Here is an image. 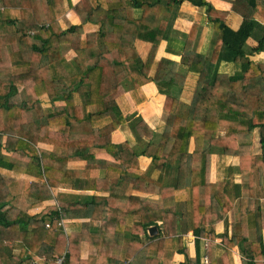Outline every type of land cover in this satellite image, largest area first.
I'll return each instance as SVG.
<instances>
[{"label": "trees", "instance_id": "1", "mask_svg": "<svg viewBox=\"0 0 264 264\" xmlns=\"http://www.w3.org/2000/svg\"><path fill=\"white\" fill-rule=\"evenodd\" d=\"M184 2L205 8L216 30L213 46L207 53L193 47L180 60L157 58ZM229 2L243 16L237 29L226 22L228 10L210 0H80L73 6L80 21L67 27L58 22L66 11L61 0L55 15L42 19L0 0V231L19 228L22 234L34 224L39 236L49 224L46 232L56 239L43 243L40 253L22 245L32 259L44 258L41 264L63 254L66 264H174L176 254L183 255L178 264H206L205 257L207 264H237L234 247L241 264H264V65L251 58L264 51V26L256 17L264 14V3ZM250 39L256 42L247 48ZM222 62L233 63L235 71H220ZM149 83L164 96L161 129L137 110L129 112L124 95L138 105ZM126 123L134 144L97 141ZM255 129L260 152L253 150ZM100 149L119 162L98 159ZM141 156L151 158L145 170ZM213 156L222 163L212 181ZM73 161H85L84 168L69 167ZM236 171L247 196L236 194ZM111 179L126 182L130 191L83 203L102 204L103 215H110L81 257L84 235L61 222L72 215L67 204L80 203L62 198L60 188L109 190ZM135 192L161 200H142ZM23 193L34 200L28 204L58 205L21 218L22 209L9 206L27 204ZM229 213L232 223L218 233ZM151 225L158 227L153 236Z\"/></svg>", "mask_w": 264, "mask_h": 264}, {"label": "crops", "instance_id": "2", "mask_svg": "<svg viewBox=\"0 0 264 264\" xmlns=\"http://www.w3.org/2000/svg\"><path fill=\"white\" fill-rule=\"evenodd\" d=\"M15 1L16 5H18L19 10L21 9H31L33 11V15L36 18H44L46 16L55 15V12L57 9L61 8L60 0H13ZM63 1V7L66 8V11L64 14L59 17L58 22L59 25L62 27H67L69 23H77L79 22L78 13L75 11L73 6H76L79 4L80 0H70L72 2V6H68L69 0H61ZM213 5H215L218 8L221 9H227L228 14L226 16V22L229 26L237 29L241 26L243 22V16L232 10V4L229 2V0H210ZM225 1V2H223ZM264 3V0H260ZM257 20L264 26V14H257ZM200 27L201 31L197 27ZM213 29H211V27ZM194 27V30L192 35L189 37L192 28ZM182 30L184 34L183 40L174 41L173 39L169 38L167 40H162L158 50H157V58H169L174 60H180L182 54L187 52V50H190V47H196L201 52L207 53L211 47L213 46V40L216 37V30L214 27V24L208 19V16L205 12V8H199L194 5H192L189 2H184L179 9V16L174 22L173 30ZM173 30L171 32L170 37L173 36ZM256 41L254 39H251V44L253 45ZM191 46L189 47V45ZM144 46V45H143ZM188 50V51H189ZM159 54H162V56H159ZM252 59L259 62L260 65H264V51L260 53H256L251 56ZM220 71L226 72V73H233L235 71V65L234 68H230L226 63L220 64ZM255 79L256 83L259 78H253ZM151 88L153 91V95H157L158 98L155 99L156 106L158 111H161L157 114H155L152 118L153 119H147V117L144 116V114L141 111V105L145 102H142L138 105H135V102L131 98V94L129 92H124L125 97L127 98L130 106L129 112L132 111H138L139 114H143L142 116L145 118L146 122L154 129H161L163 125L165 124L166 119V113L163 108L164 104V98H161L159 96V92L154 84L149 83L143 86V90L146 94V101L149 100L147 89ZM121 95V94H120ZM156 96V97H157ZM106 139H109L110 141L114 143H123L128 142L129 144H134L135 137L134 134L129 126L128 123L120 125L113 133H111L109 136L103 138H98L97 141L100 143H104ZM260 144V141H258ZM48 147V146H47ZM96 157L98 159H103L108 162H115L118 163L119 160L116 159L111 153L105 151L104 149H100L96 151ZM151 162V158L147 156H141L139 158L140 166L143 170H145ZM85 165V161H73L69 163V167L75 168V169H83ZM106 170L102 169L100 170V177L104 178L106 176ZM235 186L236 187V194L238 196H245V191H247L246 185L243 184L240 181V174L236 171L235 172ZM237 176V178H236ZM25 177V176H23ZM26 178V177H25ZM216 176L211 173V179L212 181L215 180ZM237 179L239 181H237ZM111 188L109 190H101V191H95V190H71V189H65L60 188V196L62 198L71 199L72 201L79 202L80 204H67V208L71 210L72 215L68 219H63L61 222L63 224H70V227L68 230H71L75 234L84 235V239L81 243V257L86 258L88 256V252L90 247L94 246L93 242L96 241V238L94 237V231H98L99 234L101 233V226L109 224L108 218L110 214H104L101 211L104 206L102 204H83L84 202L87 203L94 195L97 197H103L108 196L110 193H124L129 192L130 188L129 185L124 183L117 182L116 179H111L110 181ZM24 192V191H23ZM136 196H140L142 200L155 202L160 201L161 199L159 196H153L152 194L148 193H142L138 194L135 192ZM24 199L27 204H11L9 207H17L19 209H22V216L24 214L34 215L39 212H42L47 208V206L51 205H58V204H28L30 202H33L34 200L28 196L27 193H23ZM264 202V198H263ZM264 208V204H261ZM108 208V206H107ZM216 211V209H214ZM26 211V213H25ZM245 215V213L243 214ZM237 218L239 217V214H234ZM233 216L231 213H229V220H223L221 221L217 226L218 233H222L226 230V222L228 224H231L233 221ZM121 222H119L120 224ZM159 224L162 222L159 221ZM131 225L132 222H129ZM153 226V225H151ZM150 226V227H151ZM156 226V225H155ZM50 225L46 224V226L40 231V235L37 236L35 233H33L36 229V226L34 224H30L28 229L23 231L22 234L19 233V228H9V227H2L0 231V264H27L26 260H29V262L33 261V264H41L44 263V258L42 259L40 256H38L35 259L33 258V254L30 252L27 248V245H31L33 252L38 254L40 253L45 247L43 246L47 243H52L53 240L56 239L55 236L48 234L46 231L47 229H50ZM67 232V229L65 230ZM148 233L149 228H148ZM157 233H158V227H157ZM155 233V234H157ZM154 234V235H155ZM193 236L194 234L191 233ZM248 234L250 237H254V230L248 229ZM189 235V247H190V253L192 256L196 255V245H195V236L193 238ZM153 236V235H151ZM206 239H203V245H205ZM216 242L221 244L222 238H217ZM49 244V245H50ZM25 246V248L22 247ZM235 249V257L236 253L240 256H237L239 259V262L237 264H241V253L239 251L238 247H234ZM34 254V255H36ZM31 257V259H29ZM112 262H118L121 263L122 261L111 258ZM183 260V255L176 254L174 257V264H178ZM130 258L126 259V262H129Z\"/></svg>", "mask_w": 264, "mask_h": 264}, {"label": "rangeland", "instance_id": "3", "mask_svg": "<svg viewBox=\"0 0 264 264\" xmlns=\"http://www.w3.org/2000/svg\"><path fill=\"white\" fill-rule=\"evenodd\" d=\"M223 2H225V1H223ZM211 27V29H213L212 28V26H210ZM198 29H199V31H201V29H200V27L198 26L197 27ZM184 35H186L187 36V34H184L183 33V31L182 30H176V29H174L173 30V36L172 37H170L171 39H173L175 42L176 41H178V40H183V38L182 37H184ZM250 44H251V39L248 41V43H247V48H249L250 47ZM191 46V44L189 45V47ZM193 47H190V50L192 49ZM189 50V49H188ZM187 50V51H188ZM159 56H162V54H159ZM223 63H226L231 69L232 68H234V64L233 63H231V62H223ZM59 67V71H61V70H63L64 68L62 67V66H58ZM124 90H123V88H121V92H123ZM125 93H126V91H124ZM147 94H148V97H149V100L148 101H145L142 105H141V111H142V113L144 114V116L145 117H147V119H153L152 117L155 115V114H157V113H159V112H161V111H158V109H157V106H156V101H155V99H157L158 98V96L157 95H154V96H152L154 93H153V91H152V89L151 88H148L147 89ZM157 96V97H156ZM159 96L161 97V98H164V96L163 95H161L160 93H159ZM112 101V102H111ZM111 101H108L107 102V104L109 105V107L111 108V105L114 103V100H111ZM142 114V115H143ZM166 120V119H165ZM251 136L253 137V142H254V144H253V150H255V151H257V152H260L261 151V147H260V144H259V135H258V129H255L253 132H252V134H251ZM216 150V149H215ZM222 162L217 158V156H213V160H212V163H211V173L213 172V174L216 176V173H217V171L219 170V167H220V165L219 164H221ZM236 178H237V176H236ZM237 181H239L238 179H237ZM259 190V189H258ZM249 194V191L247 190V191H245V194L244 195H248ZM262 194H263V190H259L258 192H256V196L257 197H259L260 195L262 196ZM192 232L190 231V232H188L187 234H186V236L188 237V239H189V235L188 234H190V237L191 238H193L194 236L191 234ZM219 238H221V237H219ZM206 242V241H205ZM204 246L205 245H202V249L204 248ZM234 250V252H235V249H233ZM237 256H240L239 254H238V252L236 253V259H237V262H239V259H238V257Z\"/></svg>", "mask_w": 264, "mask_h": 264}, {"label": "built area", "instance_id": "4", "mask_svg": "<svg viewBox=\"0 0 264 264\" xmlns=\"http://www.w3.org/2000/svg\"><path fill=\"white\" fill-rule=\"evenodd\" d=\"M64 254L62 256H58L55 260H53L52 262H47L45 264H66L65 263V258H64ZM208 260L207 257H205V263L207 264Z\"/></svg>", "mask_w": 264, "mask_h": 264}, {"label": "water", "instance_id": "5", "mask_svg": "<svg viewBox=\"0 0 264 264\" xmlns=\"http://www.w3.org/2000/svg\"><path fill=\"white\" fill-rule=\"evenodd\" d=\"M149 232H150V235H154L155 233H157V226L153 225L149 227Z\"/></svg>", "mask_w": 264, "mask_h": 264}, {"label": "bare ground", "instance_id": "6", "mask_svg": "<svg viewBox=\"0 0 264 264\" xmlns=\"http://www.w3.org/2000/svg\"><path fill=\"white\" fill-rule=\"evenodd\" d=\"M125 28V27H124Z\"/></svg>", "mask_w": 264, "mask_h": 264}]
</instances>
